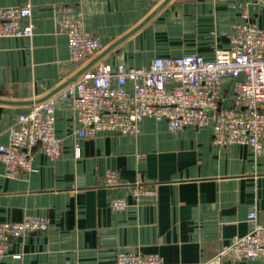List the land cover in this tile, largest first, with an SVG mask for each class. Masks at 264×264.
<instances>
[{"label":"crops","instance_id":"0c3cea01","mask_svg":"<svg viewBox=\"0 0 264 264\" xmlns=\"http://www.w3.org/2000/svg\"><path fill=\"white\" fill-rule=\"evenodd\" d=\"M25 1L0 0V8ZM165 1L33 0V34L0 37V99L42 101ZM68 6L83 29L105 44L82 64L71 61L68 37L59 27ZM245 22L264 29V2L169 0L88 70L119 63L142 66L154 57L186 54L212 59L218 49L229 47L232 28ZM222 94L221 103L230 105V79L222 82ZM50 98L57 100L60 156L51 159L37 147L34 171L16 178L5 176L0 162V222L38 215L50 226L11 239L0 264H115L118 252L127 250L159 253L167 264H231L213 257L248 233L253 209L264 224V152L257 154L245 144L215 145L211 121L173 133L153 116L143 119L136 134L78 138L70 100L58 92ZM31 105L0 102V144L8 142L9 128ZM110 170L122 181L114 189L105 185ZM138 184L154 194L136 197ZM113 197L125 199L127 207L113 210ZM236 264H264V257Z\"/></svg>","mask_w":264,"mask_h":264},{"label":"built area","instance_id":"2783aa9c","mask_svg":"<svg viewBox=\"0 0 264 264\" xmlns=\"http://www.w3.org/2000/svg\"><path fill=\"white\" fill-rule=\"evenodd\" d=\"M264 2V0H257ZM33 0L17 7L0 8V37L31 36ZM59 27L69 41L71 61L82 64L105 48V44L82 27L73 8ZM231 80V104L222 101V82ZM70 100L76 113V137H95L101 132L136 134L146 116L166 123L176 133L186 126L201 127L212 122L213 143L221 148L232 144L249 145L264 152V29L254 23L235 25L230 44L218 49L212 59L199 54L154 57L148 65L116 67L100 65L87 70L58 92ZM56 98L37 102L18 114L8 130V142L0 144V162L5 176L16 178L34 171L36 146L51 159L61 154L62 141L56 135ZM81 148L75 146V157ZM122 184L117 171H108L105 185L114 189ZM136 197L153 195L142 184L133 189ZM113 210L127 207L123 198L113 197ZM249 231L220 249L216 261L236 264L264 257V224L253 209L248 216ZM46 217L29 215L20 221L0 222V257L8 254L10 240L33 232L48 230ZM19 258V255H13ZM115 264H167L159 253L120 251Z\"/></svg>","mask_w":264,"mask_h":264},{"label":"water","instance_id":"95a60500","mask_svg":"<svg viewBox=\"0 0 264 264\" xmlns=\"http://www.w3.org/2000/svg\"><path fill=\"white\" fill-rule=\"evenodd\" d=\"M169 0H166L164 3H162V5H160L149 17H147L140 25H138L136 28H134L133 30H131L130 32H128L126 35H124L121 39H119V41H117L114 45H112L108 51L112 48H114L117 44H119L120 42L124 41L125 39H127L128 37H130L132 34H134L137 30H139L141 27H143L163 6H165L168 3ZM108 51L104 52L101 56L97 57L96 59H94L93 61H91V63H89L86 67H84L83 69H81L74 77H72L71 79H69L65 84H63L62 86H60L58 89H56L52 94H50L48 97H46L43 100H46L47 98H49L50 96L56 94L57 92H59L60 90H62L63 88H65L66 86H68L70 83H72L73 81H75L79 76H81L85 71H87L89 68H91L101 57H103V55H105ZM42 100V101H43ZM42 101H30V102H10V101H6V100H2L0 99L1 103H13V104H33V103H37V102H42ZM39 147L36 146L35 148Z\"/></svg>","mask_w":264,"mask_h":264}]
</instances>
